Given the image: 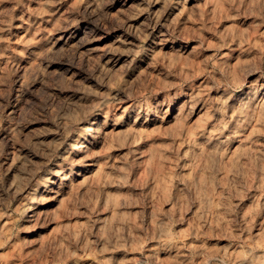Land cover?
<instances>
[{"label":"rangeland","instance_id":"obj_1","mask_svg":"<svg viewBox=\"0 0 264 264\" xmlns=\"http://www.w3.org/2000/svg\"><path fill=\"white\" fill-rule=\"evenodd\" d=\"M0 264H264V0H0Z\"/></svg>","mask_w":264,"mask_h":264},{"label":"bare ground","instance_id":"obj_2","mask_svg":"<svg viewBox=\"0 0 264 264\" xmlns=\"http://www.w3.org/2000/svg\"><path fill=\"white\" fill-rule=\"evenodd\" d=\"M85 148V144L83 143H76L71 146L70 153H77L78 151H81ZM66 175L63 173L61 175H58L57 179H65ZM35 210V206H31L29 215L31 216L33 211Z\"/></svg>","mask_w":264,"mask_h":264}]
</instances>
